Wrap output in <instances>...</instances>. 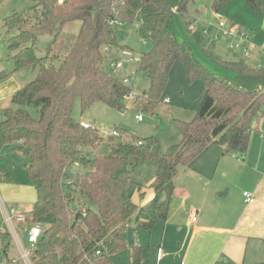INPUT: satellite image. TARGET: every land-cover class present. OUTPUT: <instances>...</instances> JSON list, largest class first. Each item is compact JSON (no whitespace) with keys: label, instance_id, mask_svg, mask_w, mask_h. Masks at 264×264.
Instances as JSON below:
<instances>
[{"label":"trees","instance_id":"trees-1","mask_svg":"<svg viewBox=\"0 0 264 264\" xmlns=\"http://www.w3.org/2000/svg\"><path fill=\"white\" fill-rule=\"evenodd\" d=\"M60 1L36 0L37 19L16 13L5 21L9 32L16 31L8 40L15 70L32 67L37 75L13 95L17 109L2 112L0 146L18 145L29 185L36 190L33 209L25 213L26 223L42 229L31 251L32 264H114L112 256L128 248L126 232L132 229L133 217V232L151 231L168 219L180 165L193 168L211 148L246 157L252 133L264 118V66L252 67L244 59L222 60L206 50L220 71L212 72L198 62L190 48L178 41L175 30L174 15L187 14L189 0ZM228 1L215 0L214 11L218 13ZM243 1L264 15V0ZM136 20L142 40L151 45L139 62L151 85L148 92L131 96V87L102 65L104 50L117 46L126 27ZM72 22H80V29L61 57L55 47ZM192 33L197 42H204L200 32ZM42 35L53 40L46 56L39 57L36 49ZM177 61L185 64L191 80L203 81V100L192 122H177L183 140L167 151L154 137L132 135L128 141L121 134L120 138L104 139L98 129L85 128L73 117L76 98L84 109L103 102L124 111L130 102L153 114ZM6 77L0 73V82ZM30 108L39 111L37 118ZM104 140L108 152L100 150ZM140 162L157 166L151 185L155 198L147 207L132 200L134 173ZM73 164L82 166L75 179L70 176ZM8 239L10 233H0V256L7 263L11 262ZM130 251L132 263L141 264L143 247L134 244Z\"/></svg>","mask_w":264,"mask_h":264},{"label":"rangeland","instance_id":"rangeland-1","mask_svg":"<svg viewBox=\"0 0 264 264\" xmlns=\"http://www.w3.org/2000/svg\"><path fill=\"white\" fill-rule=\"evenodd\" d=\"M215 0H189L187 3V14L176 13L174 15V23L176 36L181 44H186L190 48L194 58L203 66L207 67L212 72H219L220 68L208 56V53H213L218 58L227 61H238L244 59L250 66L259 68L264 66V15L252 11L243 0H229L222 5L218 13L222 17L225 27H220L221 20L216 15L213 9ZM36 0H0V73H6L7 77L0 82V116L2 112L8 108L17 109V106L12 103V97L20 89L30 84L35 80L37 69L26 67L22 70L16 71L15 64L10 58V51L8 49V40L16 34V31H8L5 27L7 18L16 13L24 16H32L37 19L40 16V11L34 12ZM191 27L189 29V25ZM238 29L242 32L250 33L252 39L250 42L241 39L240 36H230L231 28ZM126 32L118 40V45L104 50L105 60L102 68L112 77L119 81H123L125 76L131 78V89L136 95H142L150 89V81L144 71L139 69V62H130L129 56L125 57L123 64L124 70H118L121 66L122 55L120 51L126 50L127 53L136 59H140V55L151 50L149 42L142 40L139 34L140 21L136 20L134 24L126 27ZM80 29V22H72L67 25L66 30L60 37L55 51L64 57L70 46L76 39ZM198 31L202 35L204 42H197L193 33ZM53 40L52 36L42 35L37 44V55L44 57L47 54V49L50 42ZM243 44V47L248 46L249 57L246 58L240 49L232 50V45ZM213 45V46H212ZM169 103H166V100ZM203 100V81L200 79L191 80L188 76L187 68L182 61L174 63L170 70L168 83L163 91L162 99L156 107L154 113L143 111L137 107L126 103V110L118 111L109 107L103 102H96L87 108H83L79 98H76L73 106V117L82 123H89L97 127L100 134L102 131L107 132L102 135L104 139L108 138L109 132L118 128L124 138L128 141L134 135L141 139L156 138L165 152L171 146L179 144L183 140V135L177 126V122L190 123L192 122L200 109ZM264 110V105L263 108ZM32 115L37 118L39 111L30 108ZM137 115H143L144 121L138 122ZM264 125V122H263ZM252 137V136H251ZM109 144L106 140L101 145L102 152L109 151ZM210 153L221 152L218 148H211ZM222 153V152H221ZM209 153L204 154L197 164L196 169L200 165L206 170L204 174L211 180L214 175V169L209 164ZM205 161V162H204ZM25 159L21 154L19 147L14 144H6L0 146V169L5 172L6 179L3 180L0 176V217L4 216L2 203L10 210L12 206L18 212H28L31 209L33 202L36 199V190L34 186L29 185L25 169ZM149 163L148 165H150ZM135 170L136 182L135 191L137 190L136 200L142 203L146 200L145 193H148L150 188L146 186L151 178V172L148 168L142 166V163ZM264 166V164H263ZM235 175L230 181L232 187L228 197L230 200L220 201L222 206H229L233 201L236 202L239 191L243 193L249 188L251 184L256 182L257 174L253 170L244 169L236 163H231L229 166ZM179 175L175 178L176 185L182 183L191 184V177L186 178L185 174L194 173L193 170H188L184 166L178 167ZM82 171V166L79 164L72 165L71 177L76 178L77 174ZM192 175V174H191ZM2 185L4 188H2ZM177 185V186H178ZM193 189H197L199 195L206 193L202 185L194 184ZM191 187V188H192ZM20 188V189H19ZM3 189V190H2ZM165 196V195H164ZM218 196V195H217ZM198 201V200H197ZM172 209L176 207L177 219H181L182 213L187 209L181 208V203L173 201ZM171 209V212L173 213ZM187 222V218L184 219ZM178 222L169 221L166 232L162 230L163 223H158L152 232L142 230L140 232H133L136 226L135 217L131 221V230L126 232V241L128 248L115 254L113 261L115 264H132L130 259V247L135 242H140L144 248L142 253L141 264H182L181 256L168 259V254L163 261L158 260L157 256V242L165 241L169 250H173L182 241V247L185 245V238H187V231H180L177 228ZM32 225L29 223H15V228L19 232L20 242L25 250H29L27 243V232ZM3 227L9 230V226L3 223ZM165 232V233H164ZM10 233V231H9ZM11 239L7 243L10 244L9 257L11 260H18L20 252L15 240V237L10 233ZM178 246L177 248H179ZM3 248V243L0 240V250ZM250 252L248 253V261L246 264H259L250 262ZM263 262V261H262ZM3 263H6V257L3 258ZM185 264V262H183Z\"/></svg>","mask_w":264,"mask_h":264},{"label":"crops","instance_id":"crops-1","mask_svg":"<svg viewBox=\"0 0 264 264\" xmlns=\"http://www.w3.org/2000/svg\"><path fill=\"white\" fill-rule=\"evenodd\" d=\"M248 57L249 56L246 58ZM263 122L264 118L261 119L256 130L252 133L249 150L245 158L224 155L219 151H216L218 153H210L213 151L212 149H209L204 153H209L206 158H209V164L215 167L214 175L211 180H209L210 176L204 174V171L206 170L202 165H200L199 169H196V165L193 168L184 166V168L191 171L193 170L196 174L188 172L184 173L186 178L191 177L190 179L192 183H182L180 186L177 184V186L175 178L179 175L178 170L177 175L174 178L175 191L173 201L177 202V205L178 203H181V208L187 209V211L182 213L181 219H177L175 213L176 207L173 209L171 207L172 211L174 210L173 213L170 210L168 219L165 222L159 223H163L160 228L162 230L165 229L166 232L168 222L173 221L175 223L177 221L179 223L177 227L179 232L184 230L189 233L187 238H185V245L182 247L183 242L180 241L178 244L180 247L177 248V246L172 251L169 250L165 237H163L162 241H158L156 246L158 260L163 261L166 254H168V259L181 256V259H183L185 264H246L249 257L248 253L250 252L251 263L260 264L262 261L264 262ZM14 145L18 147L17 144ZM204 154L201 157H203ZM141 163L143 167L148 168L151 172V178L146 184L150 190L148 193H145L144 197L146 200L138 204L135 198L137 195V190L135 191L137 184L135 182L136 185L132 191V200L139 207H147L155 198V191L151 185L155 180L157 166L155 163L148 165L150 162H140L139 164ZM231 163L239 164L244 169L253 170L256 172L257 178L255 179L256 182L254 181V184H251L249 188H245L246 190L243 193L241 190L239 191L236 202L233 201L229 206L223 207L222 202L230 200L227 198L232 190L230 181L235 177L229 167ZM0 176L3 180L6 179L3 170L2 173H0ZM194 184L202 185V188L203 190H206V193L200 196L197 189H193L192 185ZM2 188H4L3 185ZM244 193H251L253 195V200L248 202ZM33 206L34 202L30 211L33 209ZM2 207L4 212L5 210L8 212L10 211L3 203ZM25 213L27 212H23L22 214ZM3 217H0V226H3ZM194 217L197 218L196 222L192 221ZM186 218L187 222L184 220ZM151 232L152 230L150 233ZM134 244H139L144 248L139 241L135 242L134 240L133 245ZM113 256L111 258L112 261ZM12 258L13 257L10 259Z\"/></svg>","mask_w":264,"mask_h":264},{"label":"built area","instance_id":"built-area-1","mask_svg":"<svg viewBox=\"0 0 264 264\" xmlns=\"http://www.w3.org/2000/svg\"><path fill=\"white\" fill-rule=\"evenodd\" d=\"M62 2V0L60 1ZM216 15L218 16V18L221 20L220 22V27H225V24L224 22L222 21V17L220 16L219 13H216ZM230 36H240L241 39H244L245 41H248L250 42L251 39H252V36L250 33H247V32H242L238 29H235V28H231L230 32H229ZM232 50H238L240 49L243 53V55L245 57L249 56V48L248 46L246 47H243V44H236V45H232L231 47ZM121 55H122V61H121V66H119L118 70L120 72H122L124 70L123 68V64L125 62V57L126 56H129V61L130 62H140V59H136L134 57H131V55L129 53H127L126 50L122 49L120 51ZM131 78L129 76H125L122 83L131 87L132 83H131ZM131 96H136L134 94V92L132 91L131 93ZM166 103H169V100L167 99L166 100ZM136 120L138 122H142L144 121V117L143 115H137L136 116ZM83 127L85 128H92V129H97L96 126L92 125V124H89V123H82ZM107 131L106 130H103L102 131V135H104ZM104 137V136H103ZM108 137H116V138H120L121 137V133L118 129H114L112 131L109 132V135ZM141 143V142H139ZM245 197L247 198V201L250 202L253 200V195L251 193H244ZM26 221V217L25 215L21 214V213H17L16 212V209L15 207H12L10 209V211H6L4 212V217H3V223H6L8 226H9V230H7L5 227L3 226H0V233L1 234H6V233H10L15 237V240L17 242V244L20 243V237H19V234L17 233L16 231V228H15V223H24ZM192 221L196 222L197 221V218L194 217L192 219ZM42 234V229L35 225L31 228L29 234H28V238H27V241H28V244H29V250H25L22 245L21 246H18L19 248V252H20V258L18 260H11V262L9 263H3V259L1 258L0 256V264H32L31 260H30V255H31V251L32 249L34 248V246L36 245V243L38 242L40 236Z\"/></svg>","mask_w":264,"mask_h":264},{"label":"bare ground","instance_id":"bare-ground-1","mask_svg":"<svg viewBox=\"0 0 264 264\" xmlns=\"http://www.w3.org/2000/svg\"><path fill=\"white\" fill-rule=\"evenodd\" d=\"M17 212V211H16ZM22 214V213H21ZM23 215H25V214H23ZM25 217H26V215H25ZM31 230V229H30ZM30 230H29V232H30ZM16 231H17V229H16ZM29 232H28V234H29ZM17 233H19L18 231H17ZM28 234H27V238H28ZM27 243H28V241H27ZM18 246H21L22 244H21V242L19 243V244H17ZM29 245V244H28ZM30 247V246H29Z\"/></svg>","mask_w":264,"mask_h":264}]
</instances>
